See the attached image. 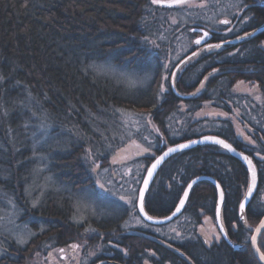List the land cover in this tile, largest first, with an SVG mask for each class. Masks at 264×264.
I'll return each mask as SVG.
<instances>
[{"label": "trees", "instance_id": "obj_1", "mask_svg": "<svg viewBox=\"0 0 264 264\" xmlns=\"http://www.w3.org/2000/svg\"><path fill=\"white\" fill-rule=\"evenodd\" d=\"M193 1L206 6L198 7L191 20L172 25L169 11L184 5L0 0V264H29L35 252L71 242L83 253L90 246H106L110 239H127L131 256L164 257L153 264L173 257L174 264H261L248 242L251 231L236 209L248 174L217 145L196 146L167 158L145 194V211L166 216L192 178L211 176L225 193L221 218L229 239L242 244L239 250L223 239L206 244L198 231L203 217L214 220L216 190L209 182L193 186L181 213L169 223L152 225L159 231L155 241L152 231L126 234L135 219L146 225L134 204L129 208L121 200L126 196L121 176L102 179L92 168H105L127 141L144 143V131L153 143L142 145L150 150L141 156L144 167L133 181H138L131 187L133 195L151 159L180 141L214 134L237 149L246 147L248 156L264 154V52L255 42L242 54L217 49L194 56L190 27L213 25L223 16L225 2L235 0ZM213 3L218 16L205 23L200 11L206 14ZM256 15L263 19L264 9ZM183 37L187 45L178 50ZM109 66L133 71L144 81L128 87L123 73H110ZM238 80L256 82V93L235 91ZM204 104L238 114L260 133L255 145L239 140L228 118L192 120ZM130 112L144 114L143 131H133L135 122L126 118ZM263 163L256 162V195L264 191ZM247 212L252 213L249 208ZM232 221L239 224L237 231L230 229ZM145 248L156 256H147Z\"/></svg>", "mask_w": 264, "mask_h": 264}, {"label": "flooded vegetation", "instance_id": "obj_2", "mask_svg": "<svg viewBox=\"0 0 264 264\" xmlns=\"http://www.w3.org/2000/svg\"><path fill=\"white\" fill-rule=\"evenodd\" d=\"M257 9H264V0H235L229 4H226V2H225V4L222 7L223 16L218 17L214 21L213 25H211V26L210 25H208V26L207 25H198V26L194 25V26L190 27V31H192V35L190 36V40H189L191 45H192V43L194 45L195 39L202 34L200 32H196V31L192 30L193 28L201 27V28L205 29V32H208V34H209L201 42V46H199V45L198 46L196 45V47L191 46L190 47L191 52L194 51V53L197 54V53H201L204 51L209 52V51H213V50H217V49H219V50L224 49L226 52H229V53L242 54L243 52H245V51L248 52V50L252 49V47H253L252 44L255 42H256V48L258 50L264 52V36L262 35L264 32V29L260 30L264 26V18L260 20V18L256 15ZM224 20H228L230 23H228V24L222 23V21H224ZM247 33H251V35H246ZM209 44H211V45L219 44V45H221V47L209 49L207 47V45H209ZM196 51H198V52H196ZM240 81H242L243 83L249 84L250 86L254 87V89H255V90L252 89L250 92H245L246 94L253 95L256 93L257 83L254 81H250V80H248V81L238 80L235 82L234 88H235V85ZM237 92H239V91H237ZM241 93H244V92L242 91ZM233 116L236 118V120L240 124V127L243 129V134H244V135H239L237 133L235 125L232 124L235 136L239 140H241L242 142L246 143L247 146L253 147L255 145V143L250 144L248 142V140L245 139V137H250L252 141H255L256 135L259 132L256 131L254 128L248 126L246 123H244L242 121V119H240L238 117V114L237 115L233 114ZM212 118L216 119L219 117L214 116ZM222 119H224V118H222ZM235 149H237V148H235ZM237 150L239 152H244L245 155H248V153H246V152L250 151L249 149H247L244 146H240V149H237ZM256 153H257V151H254L253 156L249 155V157L252 159L255 167H256V162H258L260 164H262V162H264L260 159L259 156L256 155ZM260 155L264 156V154H262V153H260ZM256 171H257V167H256ZM246 172L248 174L247 170H246ZM248 180H249V175H248ZM247 186H248V184H247ZM258 186H259V181H258V172H257V187H256L252 197L250 198V201L246 203L245 218L247 220V225H250L251 227H248L247 225H245L244 221H242L245 229H248L251 231L250 235H249V239H248L249 245H250L251 235H252V232H253L255 226L260 222V220L264 216V211L261 213L259 212V210L264 208V191L262 192V190H259V193L256 195L257 190H258ZM246 189H247V187H246ZM246 189H245L241 199L239 200V203L241 202V200H242V198L246 192ZM121 197L124 198L121 200H124V202L128 205L129 208H131V206H130L131 204H134V208L136 210L138 218L142 222H144L146 225L145 228H143L142 226H140L139 220L135 219L133 221V223L131 224V228L128 229L126 234H135L136 231L137 232L138 231H146V232L152 231L153 233L151 232L152 233L151 239L158 241L159 239L154 236V235H156L154 233H158L159 231H157L156 227H153L154 225H158V224H152V223L146 222L145 220H143L139 216V214L137 212V209H136L137 190H136L135 195H133L132 192L128 191V192H126V196H121ZM127 201H131V202H127ZM254 207H257V208H254ZM248 208L250 211H252V213L247 212ZM236 209H237V215L239 216L240 215L239 214V204L237 205ZM250 215L252 216V218H254L253 216L259 217V218H254V219H256V223H254V221L251 220ZM258 215H260V216H258ZM221 220H222V218H221ZM169 222H166V224ZM249 223H251V224H249ZM252 223H254V224L252 225ZM163 224H165V223H162V225ZM208 224H210L211 227H209ZM234 224L236 225V227H233ZM238 225L239 224L236 221H232L231 223H229V227L233 231L238 230V228H239ZM223 226H224V231L227 233V231H226L227 225L225 226V224L223 223ZM149 227H151V228H149ZM198 231L200 232V234L202 235V237L205 240L206 239L209 240L208 244H210L212 242H218L220 239H223L225 242H227L221 236V233L215 224V219L211 220L208 217H203L201 224L198 226ZM262 231H264V230H262ZM217 235L219 236V239H216ZM227 238L229 239L228 235H227ZM260 238H263V240L261 239V242L264 243V237L258 235L257 236V246H260V244H262V243L259 244V242H258V241H260ZM71 243H74V242H71ZM71 243L64 245L62 247V249L64 250L67 247L69 248ZM127 243H128L127 239L126 240L125 239H123V240H116V239L111 240L110 239L106 242V246H98L97 248H94V246H93L91 248L92 250L94 248V250H93L94 252L92 254H89L87 252L88 250L86 252L80 253L81 254L80 257H94V258L99 257L96 263L93 262L94 258H92V259L88 258V260L86 259L87 261L86 260H84V261L79 260L78 263H76V264H115V263L116 264H120V263L121 264H153V263H156L157 260L161 261L164 258V257H141V253H137L135 256H131L129 254L130 248L127 246ZM231 243L235 244V245H239L236 249H233V250H239L242 246V244H240V243H234L232 241H231ZM166 244L169 245L168 243H166ZM79 247L81 249V246H79ZM117 251L120 254H117L116 253ZM144 251L147 252V256L148 255L156 256V254L154 253V251L152 249L145 248ZM262 251H264V250H262ZM139 252H140V248H139ZM65 253H67V252H65ZM174 260L175 259L173 257L172 259H170L168 261H164L163 264H174V262H173ZM120 261H122V262H120ZM260 263L263 264L262 262H260Z\"/></svg>", "mask_w": 264, "mask_h": 264}, {"label": "rangeland", "instance_id": "obj_3", "mask_svg": "<svg viewBox=\"0 0 264 264\" xmlns=\"http://www.w3.org/2000/svg\"><path fill=\"white\" fill-rule=\"evenodd\" d=\"M195 5H199V3L193 1ZM198 8V6H193V7H189L187 5L181 6L180 9L179 8H175V9H171L169 12L170 14V24L172 25H176V24H181V23H185L189 20H191L194 17V13L195 10ZM206 11H208L206 14L203 13V11H200V13L202 15H200V13H198L201 17H203L205 21L208 23H212L215 19V17L218 16V6L216 4H211V7H207V9H205ZM199 16V18H200ZM205 16V17H204ZM175 21V22H174ZM184 40H179L180 41V45H177V49L180 50L179 48H183L187 45V37L185 39V37H183ZM183 46V47H180ZM178 52L177 50L175 51V53ZM178 54V53H177ZM175 58V56H174ZM109 72L110 73H123L121 78L123 77L126 85L128 87H130L133 84L136 83H142L144 80L142 77H139L135 72L133 71H120L112 66H109ZM241 82V81H240ZM238 82L235 85L234 90L235 91H243L245 92H250L252 89H254V87L250 86L247 83H240ZM255 90V89H254ZM123 114V113H122ZM126 116V114H124ZM214 116H217L219 118H228L229 120H231L232 124L235 125V128L237 130V133L240 135L241 132H243V129L240 127V124L238 123V121L236 120V118L233 115H229L224 113L223 111L210 106L209 104H204L198 111H196L193 116H192V120H198V119H202L205 117L208 118H212ZM128 117V120H130L132 118V120L135 122L134 126H133V131L135 129L140 128L143 131V120L144 118V114L143 113H127L126 118ZM125 118V117H124ZM123 118V119H124ZM129 127V125L127 126V128ZM132 127V126H131ZM129 129V128H128ZM132 131V130H130ZM134 131V132H135ZM142 133V132H141ZM144 136L147 137V140L144 139V143H140L139 141H135V143H132L130 141H127L126 146L121 147L120 149L117 150V152L115 153L114 157H112L107 163L106 167L100 170H97V165L96 164H92V168L95 169L94 172H98L99 177H101L102 179H107V176L110 174H116L115 177H117V175H120V179L121 181L119 182L120 186L123 185V188L127 191L131 190V187L136 185L138 183V181L134 182V180H136L139 176V173L142 171L143 167H144V162L141 159V156L145 155L144 153L142 155H138L137 153L139 151H141L143 149L142 145L149 144V143H153L152 141V136L150 133H147L146 131H144ZM137 145H140V148H137ZM116 161L115 163L113 161ZM106 169V171H105ZM123 175V176H122ZM124 180V181H123ZM135 187V186H134ZM131 192H133L131 190ZM90 197V196H89ZM88 197V198H89ZM212 222V221H211ZM209 227H211L210 224H208ZM15 229V228H14ZM263 240V238H260ZM73 245H78L77 243H71L69 248L67 247L66 249H64L63 251H61L62 247L64 245H60L58 246L54 251L48 250L46 253L44 251L38 253L35 252L34 255L32 256L31 260L29 259L28 263L29 264H76L78 263V261H84V260H88V258H94V257H80L82 253L80 251V247H73ZM79 246V245H78ZM92 246H90V248L88 249V253L92 254L94 251L91 249ZM67 252V253H65ZM3 253V250L0 248V255ZM86 260V261H87Z\"/></svg>", "mask_w": 264, "mask_h": 264}, {"label": "snow or ice", "instance_id": "obj_4", "mask_svg": "<svg viewBox=\"0 0 264 264\" xmlns=\"http://www.w3.org/2000/svg\"><path fill=\"white\" fill-rule=\"evenodd\" d=\"M165 0H152V3L154 4H160V3H164ZM172 5H187L189 7H193V6H198V7H205L206 3H200L199 5H195L193 0H169V6ZM175 22V21H174ZM222 23L224 24H228L230 23L228 20H224L222 21ZM195 31V29H193ZM209 34L208 32H204L203 36H201L199 39H197L195 41V43L197 45L201 44L202 40H204L205 37H207ZM246 35H251V33H247ZM147 39V38H145ZM207 47L209 49L211 48H219L221 47V45L216 44V45H207ZM193 55L195 56L196 53H193ZM173 77L175 76V73L172 74ZM168 77H164V79H167ZM240 83H243L242 81ZM174 86V84H173ZM201 87H203V85H201ZM164 86L161 85L160 91L163 92ZM197 91H199V89H197ZM240 135H244L243 132L240 133ZM145 139H147V137H145ZM205 140H211L212 142L222 146L224 149H227L230 152H235L236 149L229 143H227L225 140H221V139H217L215 137H205ZM246 140H248V142L250 144H254L255 141H252L250 137H245ZM135 143V142H133ZM193 143H197V141H190L188 144H178L175 147H168L166 152H163V155L156 157L155 158V162L151 165V168L147 170L148 175L147 178L143 181V188H141L139 190V211L141 213H143L145 215V217L149 220L153 219V217L149 216L147 214V212L145 211V191H147L148 189V185H149V181L152 179L153 173L156 171L157 167L161 164V162L164 160L165 157L169 156L171 153L177 152L179 150L188 148L190 146V144ZM137 148H140V145H137ZM150 149L149 148H143L141 151H139L137 154L138 155H142L144 152H148ZM238 155H240L244 161H246V163L248 164V171L251 173V180L250 183L248 184L247 190L244 194V198L243 200L239 203V219L244 221L245 225H247V220L245 218V214H246V203L250 201V198L253 195L254 190L257 187V171H256V167L253 164L252 159L248 156L245 155L244 152H239ZM257 156L260 157V159L262 161H264V156H261L259 152L256 153ZM114 163L116 162L115 160L113 161ZM96 167H99V165H97ZM93 171H95V169H93ZM106 171V169H105ZM197 180H199V177H197L196 180H192L191 183H189L187 185V190L183 191V196L181 198H179V204L175 207V212L172 213L173 216L176 215V213L180 212L184 206L186 201L189 199V195H190V191L192 190L193 186L196 185ZM99 187L101 189H104V184H99ZM217 189H220L219 191V203L216 206V219L220 221V231L224 232V226H223V221L221 220V207L224 205L225 203V193L224 191L221 189V186L219 184L216 185ZM121 199H124L123 197H121ZM127 202H131V201H127ZM166 219H171V217H165ZM248 227H251L250 225H247ZM233 227H236V225L234 224ZM264 219L260 220L259 225L255 228V232L257 235H260L262 237H264ZM175 231V230H173ZM179 235V234H178ZM224 235L227 236V233L224 232ZM257 235H253L251 236V241H252V246L255 250V253L258 255L259 261L264 262V251H262L261 249L264 248V243H262L260 246H257ZM216 239H219V236H216ZM206 244L209 243V240L206 239L204 241ZM73 247H79L78 245H73ZM61 251H63V249H61Z\"/></svg>", "mask_w": 264, "mask_h": 264}, {"label": "water", "instance_id": "obj_5", "mask_svg": "<svg viewBox=\"0 0 264 264\" xmlns=\"http://www.w3.org/2000/svg\"><path fill=\"white\" fill-rule=\"evenodd\" d=\"M160 5H163V6H166V7H171V6H169V0H165V2H164V3H160ZM172 6H174V5H172ZM193 29H195L196 32H200V33H202L199 37H197V38L195 39V41H196V40L199 39L201 36H203V34H204V32H205V29H203V28H201V27H195V28H193ZM193 29H192V30H193ZM262 29H264V26H263L260 30H262ZM202 41H203V40H202ZM194 45L196 46L197 44L194 43ZM199 45H200V44H199ZM197 46H198V45H197ZM181 97H182V96H181ZM205 137H215V138H217V139L224 140L223 138H221V137H219V136H217V135H214V134H205V135H201V136H198V137H195V138L187 139V140L180 141V142H177V143H175V144L169 145V146L163 148L162 150H160V151H159V152H158V153H157V154L151 159V161L149 162V164L147 165V167H146V169H145V171H144V174H143V176H142V178H141V180H140V183H139V185H138V188H137L136 209H137V212H138L139 216H140L143 220H145L146 222L152 223V224H162V223H166V222L171 221V220L174 219L176 216H178V215L181 213V211H182V210H181L180 212L176 213L175 216L172 215V213L175 212V207L179 204V200L177 201V203H176L175 207L172 209V211H171L169 214H167L166 216H163V217H153V219L149 220V219H147V218L145 217V215H144L143 213H141V212L139 211V199H138V197H139V190H140L141 188H143V181L147 178V175H148L147 170L151 168V165L155 162V158H156V157H159V156H161V155H163V152H166L167 149H168V147H175V146L178 145V144H188L190 141H197V143L190 144V146H189L188 148H185V149H182V150H187V149H191V148L196 147V146L206 145V144H214V145H217L218 147L224 149L222 146H220V145H218V144L212 142L211 140H205V139H204ZM226 142H227V141H226ZM227 143H228V142H227ZM229 144H230V143H229ZM182 150H179V151H182ZM224 150L227 151V152H228L233 158H235V159L238 160L240 163H242L243 166H244V167L246 168V170L248 171V167H249V166H248V164L246 163V161H244V159H243L240 155H238L239 151H238L237 149H236L235 152H230V151H228L227 149H224ZM179 151H177V152H179ZM177 152L171 153L169 156H167V157L164 158V160L161 162V164L157 167L156 171L153 173L152 179L149 181L148 188H149L151 182L153 181V179H154V177H155L157 171L159 170V168L161 167V165L164 163V161H165L167 158H169L170 156H172L173 154L177 153ZM248 175H249V180H248V184H249V183H250V180H251V173H250L249 171H248ZM197 177H199V180H197V182H199V181H207V182H209V183L215 188V190H216V204H215V211H214V219H215V224H216L218 230L220 231V221L216 219V206H217V204L219 203V191H220V189H217V188H216V185L219 184V183H218L214 178H212L211 176H208V175H200V176H196V177L192 178V179L187 183V185H188L189 183H191L192 180H196ZM256 183H257V180H256ZM187 185L185 186L184 190H187ZM247 187H248V186H247ZM221 189H222V188H221ZM147 190H148V189H147ZM184 190H183V191H184ZM246 190H247V189H246ZM254 191H255V190H254ZM146 192H147V191H145V194H146ZM253 193H254V192H253ZM182 196H183V192H182L180 198H181ZM243 198H244V196H243ZM243 198H242V200H243ZM242 200H241V201H242ZM148 215H149V214H148ZM149 216H151V215H149ZM151 217H152V216H151ZM165 217H171V219H166ZM262 219H264V216L262 217ZM262 219H261V220H262ZM259 223H260V222H259ZM259 223L255 226V228L259 225ZM255 228H254V230H253L251 236H253V235H257L256 232H255ZM224 232H225V231H224ZM224 232H221V231H220L221 236H222V237H223V238H224V239H225V240H226V241H227V242H228V243H229L234 249H236L239 245L232 244L231 241L227 238V236L224 235ZM257 236H258V235H257ZM250 247H251V249H252V252H253L254 255L256 256V258L259 260L258 255L255 253V250H254V248H253V246H252V241H251V239H250ZM260 262H261V261H260ZM262 263L264 264V262H262Z\"/></svg>", "mask_w": 264, "mask_h": 264}]
</instances>
